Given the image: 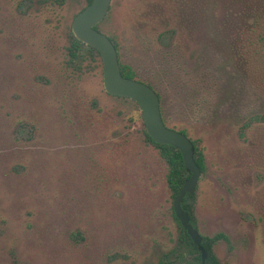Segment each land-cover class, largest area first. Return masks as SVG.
Wrapping results in <instances>:
<instances>
[{"label": "rangeland", "instance_id": "1", "mask_svg": "<svg viewBox=\"0 0 264 264\" xmlns=\"http://www.w3.org/2000/svg\"><path fill=\"white\" fill-rule=\"evenodd\" d=\"M86 5L0 0V264H198L139 105L72 59ZM97 29L202 153L185 203L220 264H264V0H111Z\"/></svg>", "mask_w": 264, "mask_h": 264}, {"label": "water", "instance_id": "2", "mask_svg": "<svg viewBox=\"0 0 264 264\" xmlns=\"http://www.w3.org/2000/svg\"><path fill=\"white\" fill-rule=\"evenodd\" d=\"M111 0H91L73 18L71 30L81 42L94 47L102 61V81L105 91L114 96L125 97L135 101L140 109L146 133L159 144L176 147L183 159L185 168L190 172L174 197L172 207L176 218L195 243L205 262L207 251L201 244V234L190 223V216L181 206L186 193L194 194L201 174L195 161L192 141L183 132L168 127L161 116L160 102L156 91L148 84L122 75L116 48L111 39L94 26L107 14Z\"/></svg>", "mask_w": 264, "mask_h": 264}, {"label": "trees", "instance_id": "3", "mask_svg": "<svg viewBox=\"0 0 264 264\" xmlns=\"http://www.w3.org/2000/svg\"><path fill=\"white\" fill-rule=\"evenodd\" d=\"M90 1L91 0H87V4L90 3ZM97 24L94 26L95 28H97ZM72 38H73V42H72L71 48H70V53H71L72 59L77 58L81 54L80 52L83 48H84V50L86 49L85 51L87 53H91L93 55L100 56L99 52L94 47L81 42L80 40H78L73 35H72ZM110 39L116 48L119 66H120V71H121L122 75L129 77V78H134L135 77V71L133 70V68L130 65L124 64L120 61L119 52H118V45L112 38H110ZM116 97H119V96H116ZM158 97H159V102H160L161 96L159 94H158ZM122 98H125V97H122ZM127 99H129V98H127ZM160 112H161V110H160ZM161 115H162V113H161ZM163 121H164V119H163ZM144 133H145V137L158 148L161 157L167 163L168 171H167V175H166V182H167L168 188L171 190L173 196H176L178 194L180 188L182 187L183 182L190 175V172L184 166L182 155H181L180 151L172 145L156 143L151 139V137L146 133V131ZM192 143H193L195 161L198 164V166L200 167V170L202 172L204 169L203 155L197 149L195 142L192 141ZM186 197H193V194L191 195V194L186 193L182 199L181 206H182L183 210L188 212V214L190 216V223L192 224V226L194 228H196V226L194 224V220H193L194 218H193L192 209L189 205H187L185 203ZM175 218H176V216H175ZM182 231L184 233V237L188 240L189 244L192 246V248L194 250V253H195L194 259L197 260L198 264H220L217 257L213 253L212 245L214 242H216L220 239L227 241L228 238L225 234L216 233L212 237L201 235V244L203 245V247L207 251V257L205 259V262L202 263L201 254H200V251L198 250L197 246L191 240V238L189 237V235L187 234V232L185 231V229L183 227H182ZM156 264H171V263H166V262L160 261Z\"/></svg>", "mask_w": 264, "mask_h": 264}]
</instances>
